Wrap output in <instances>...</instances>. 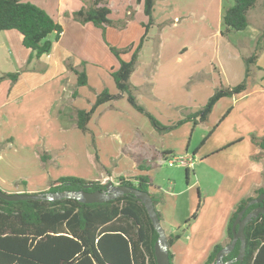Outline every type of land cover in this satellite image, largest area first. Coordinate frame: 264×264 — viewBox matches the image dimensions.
Instances as JSON below:
<instances>
[{"label":"rangeland","instance_id":"374dc122","mask_svg":"<svg viewBox=\"0 0 264 264\" xmlns=\"http://www.w3.org/2000/svg\"><path fill=\"white\" fill-rule=\"evenodd\" d=\"M190 1L191 5L188 4L186 9L184 5L187 0L180 3V6L182 5L185 10L191 11L186 22L181 24L186 18L181 19L180 23L171 24L172 22H169L171 27L175 25L179 29L169 31L163 27L154 28L153 32L163 39L162 53L158 37L157 41L153 39L146 44L129 80L130 84L135 87L133 95L137 103L151 114L162 127H165L161 129V133L152 127L145 115L135 111L127 103L126 98L115 99L111 102L113 107H102L98 113H95L94 121L91 123V134L89 132L78 133V137H74L70 133H66L59 136V140L63 136L68 146L66 145L63 147V151L56 153L53 161L48 165L42 166L38 161L39 166L34 161V157L37 151L42 154L44 150L39 146L33 148L32 145L42 143L41 137L47 146L55 142V139L49 140V135H45L51 133L52 130L51 127L44 126L48 118L52 120L51 104L56 99L49 87L46 86L27 96L24 101L12 104V146L9 149L4 144L2 146L4 150H0V190L8 194L14 193L10 192L11 189L32 190L33 192H27L31 194L41 193L40 189L47 187L42 191L46 192L50 182L61 177L86 181L101 180L109 175L113 180L108 179L102 184L116 185V178L125 175L137 177L143 174L139 173L140 170L145 169L151 184L163 192L164 205L167 204L166 214L169 224L162 223L166 237L173 235L178 230L180 239L170 251L176 255L177 261H180L181 264H204L211 252L209 244L215 239H218V243L222 241L221 230H217L216 227L214 230H207L206 224L201 223L202 217H200L198 226L193 230H188L184 225L185 222L179 223L178 220L184 212L187 196L193 207H196L198 203L197 193L200 194L196 184V179H198L203 195L205 190H209L212 196L205 204L203 202L200 204V208L204 212L203 219L208 221L215 217L214 209L216 207L214 206L220 203L222 205L219 207L220 214L216 225L220 226V221L224 217L222 213L226 211V207L230 203V200L224 196L226 193L223 192V187L229 184L224 183L221 189L219 185L222 183V178L219 173L213 170V165L223 164L228 170L235 171L237 167L244 166L245 158L260 151L252 139L264 138V74L256 73L247 81L245 93H248V96L245 99L233 102L231 98H226L225 101L217 104L206 121L198 126L194 127L193 119L190 118L189 122L186 121L177 128L170 129V127L204 107L215 90L232 88L243 81L244 59L252 54L255 41L264 25V0L258 1L259 3L247 16L250 27L258 29V33L253 36L252 43H250L248 34L243 31H230L220 35V32L224 31L222 13L232 5V0H222L221 2L207 0V6L206 3L204 5L205 10L200 8V0L197 2L188 0L189 3ZM88 5L87 1L82 2V7H88ZM116 7L118 14L121 12L119 16H124V8ZM132 9L137 10L136 3ZM158 11L160 12V9ZM200 14H203L202 18H200ZM159 21L156 18V22ZM182 26H185V31L181 29ZM182 32L187 34V43L189 44V49L185 54L184 52L181 54L182 51L178 52L177 40L174 38L182 37ZM152 36L154 37V33ZM134 39L135 37L127 38L126 42H114L113 47L115 50H120L119 47L132 43ZM68 57H70L71 66L79 69L78 71L84 69L87 76V86L81 88L80 92L82 100L79 105L81 108L89 109L90 105H93L96 95H99L103 90H107L111 94H118L109 73L117 70L119 65L110 48L96 53H92L87 47L73 48ZM82 62H86V65H83ZM15 73L19 72L12 71L6 74ZM69 73L72 74V71L68 70L67 75ZM61 79H65L67 82L70 76L67 78L64 76ZM78 88L80 87H77L76 83L72 85L69 81L63 87L64 90L69 91L71 97L74 94L78 96L76 93ZM62 100H65L64 97ZM57 101L61 102V100ZM68 105L63 103L61 107V112L66 114V117L60 119L62 124L70 115L69 112L76 119L75 110L68 109ZM229 108L232 110L220 122ZM100 122H104L105 125L107 122L113 123L111 141L108 137L103 138L102 128H96ZM124 124H129L130 127L126 128ZM135 127L139 131L136 132L137 136L141 134L143 139L145 138L150 144L154 143L155 147L167 144L182 154L187 147L186 158H192V154L195 153L196 156L192 158L193 166L188 169V186H186L185 168L169 167L167 160H163L160 165L153 163L150 166L145 162H139L137 164L140 165L139 168L126 166L123 161L125 150H122V147L124 143L135 138L131 134ZM2 130L9 133L7 125ZM172 131V134H168ZM154 132L160 134L163 141H157ZM211 132L210 137L202 144L203 139ZM92 134L103 138L99 143L102 148H100L97 160H95V151L97 150L91 143ZM3 135L7 136L6 133ZM238 137L243 141L241 145L233 146L228 151L213 156L214 149L226 142H231L227 145L235 144ZM56 143L52 146L59 150L61 143ZM26 145L30 147L27 148ZM51 154H53V150ZM48 157V153L44 152L41 159L46 161L45 159ZM183 157L185 156L183 155ZM259 176L258 173V178ZM186 189L187 193L179 194ZM38 190L39 192H36ZM193 234H195L194 239ZM227 243L226 241L223 246H226Z\"/></svg>","mask_w":264,"mask_h":264},{"label":"trees","instance_id":"16d2710c","mask_svg":"<svg viewBox=\"0 0 264 264\" xmlns=\"http://www.w3.org/2000/svg\"><path fill=\"white\" fill-rule=\"evenodd\" d=\"M140 2L141 0H137ZM260 0H232V5L222 13L224 33L230 31L242 32L248 27V14ZM143 13L147 23L143 24V35L137 46L126 50L110 51L118 61L119 67L109 73L118 94L111 95L103 90L97 95L95 102L88 111L77 112V128L86 132V126L96 109L110 101L126 97L128 104L138 113L147 117L152 127L161 133L162 127L158 121L139 105L133 95L130 76L135 70L140 49L145 41L149 28L153 25L154 0H142ZM110 11L104 0H93L88 8H82L72 17L75 21L90 23L103 32L113 25L108 20ZM16 31L22 36V45L31 51V58L39 59L48 55L52 46L60 38L62 28L41 8L23 2V0H0V32ZM51 37V38H50ZM264 50V25L257 37L252 54L244 59L243 81L232 88L215 90L204 107L190 117L177 122L170 129L177 128L182 123L193 119V126L206 121L216 103L228 97L243 95L247 81L252 77V69L260 53ZM131 52L129 61L121 56ZM83 65L85 63L82 62ZM76 77V86H87V76L83 70H71ZM18 73L3 74L4 80L16 81ZM264 91V90H263ZM230 108L225 115L230 112ZM169 129V128H168ZM211 133L204 139L206 141ZM262 152L264 159V138L252 139ZM172 155V154H167ZM186 176L188 169H186ZM122 186L136 188L149 194L156 213L161 222L157 206L162 203L160 194L147 175L136 178H117ZM91 185L90 188H85ZM105 185L100 182L80 180L72 177H61L50 182L46 192L64 191H104ZM264 190H257L259 196ZM249 197L241 200L232 212L227 227V242L232 239V225L237 214L251 201ZM260 205L250 206L244 215ZM246 246L243 260L231 264H264V216L259 215L244 228ZM158 238L153 224L143 206L134 196L122 197L104 203L85 204L77 200L62 199L58 201H5L0 199V264H156L154 244ZM169 247L179 239V235L167 237ZM239 242L234 250L224 257V262L234 260L239 251ZM222 245L213 247L204 264H215L216 254ZM170 264L172 253L169 251Z\"/></svg>","mask_w":264,"mask_h":264},{"label":"crops","instance_id":"0c3cea01","mask_svg":"<svg viewBox=\"0 0 264 264\" xmlns=\"http://www.w3.org/2000/svg\"><path fill=\"white\" fill-rule=\"evenodd\" d=\"M83 1H87V3L89 4L88 7H90L93 3V0H23V2L31 3L41 8L42 10H44L53 19V21L57 23L58 25H60L62 28V33L60 34V38L57 42L53 44L50 53L48 55L41 56L39 59H36V58L30 59L31 51L23 47L22 36L19 33H17L16 31L0 32V65H1L0 66V76L6 73H10L12 71L20 73V74L18 73V77L16 81L4 80L0 82V150H4L2 147L4 144H6V147L9 149L12 146V115H11L12 104L18 103L20 101H24L27 96H30L36 93V91L46 86L49 87L53 95H55L54 97L56 99L52 101V104H51V107L53 109V111L51 112L52 120L48 118L47 123H45V126L42 124L41 127L42 128L43 126L46 128L51 127L52 128L51 133L49 132L45 135L46 136L49 135V140L55 139V142L57 143L60 142L61 147L59 150L53 147L52 145L55 142H52L51 145L47 146V143L44 142L43 138L41 137L42 143L40 144L34 143L32 147L34 148L36 146H39L40 148H42V150H44L45 153H48L49 157L45 159L46 161H43L41 158L44 152L42 154H39L37 151L36 153L37 155L35 154V157H34V161L36 162L37 165H39L38 161H40V164L42 166L48 165L51 161H53L54 157L56 156L55 155L56 153L63 151L64 149L63 147H65L66 145L68 146L66 141L63 139V136L60 140L58 138L59 136L64 135L66 133H70L74 137H78L77 136L78 133L86 134L89 132L91 134L90 132L91 123L94 121L95 113H98L99 109L102 107L103 108L113 107V105L111 104L112 101L99 106L96 109V111L93 113V115L91 116L86 126L87 130L85 133H82L77 128V112L81 110L88 111L91 105L89 109L81 108L79 105L82 100L80 92H81V88L83 87L78 88L76 92L78 93V96L74 94L73 97L69 95L70 93L68 90L63 89V87L66 85L68 81L72 85L76 83V77L74 73L72 72V74L69 73L67 75V71L72 70V69L79 70L71 66L69 62L70 57L68 56L70 54V50L73 48L87 47L92 53H96L98 51H103L105 49L112 48L114 45V42L116 43L119 41L126 42L125 40L127 38L130 39L133 37H135V39L132 43H127V45H124L123 47H119V48L120 50H126L130 47L134 49L137 46L141 36L143 35L142 25L147 23V18L145 17L143 13V3H142V0L140 2H138L137 0H120V1L119 0H104L106 7L110 11L108 15V20L111 21L113 25H111L110 27H107L105 31L103 32L101 29L94 27L90 23L81 24L73 19L72 15L75 12L79 11L82 8H88V7H82ZM182 1H186V0H154V7H153V13H152L153 25L148 30L145 41L140 49L138 58L140 57L146 44H148L153 39L154 41H157L156 39L157 37L159 38L158 42H159V45H161L160 52L162 53L163 39L157 36L156 32H153L154 28L163 27V29H169V31H173L174 29H179V28L175 27V25L174 27L172 26L173 27L172 28L171 24L180 23L181 19H184V18L186 19L183 20L181 24H184L186 22V20L189 18L188 14H190L191 11L185 10V9L187 8L188 4L189 6L191 5V1L189 3L187 0V3H185L184 5L185 9L183 8L182 5L180 6V3ZM194 1L197 2L198 0H194ZM200 1H201L200 8H204L205 10L204 5L206 3V6H207V0L205 1L200 0ZM221 1L222 0H219V2ZM134 3L137 4L136 11L132 9L134 6ZM116 6H120L121 8H124V16L122 17L119 16L121 12L120 14H118L117 12L118 9ZM159 9H160V12L158 11ZM114 12L116 14H113ZM202 17H203V14H200V18ZM156 18L160 20L158 23L156 22ZM169 22H172V23L169 25ZM182 27L183 28L181 29L185 31L186 30V28H184L185 26H182ZM243 32L248 34L250 43H252L251 41L253 39V36L258 33V29L255 27H250L249 25L246 28V30H244ZM153 33H154V37L152 36ZM174 38L177 40L178 52L182 51L181 54H183V52L185 54V52H187V49H189L188 48L189 44L187 43V38H188L187 34L185 32H182V37L178 36ZM113 49L115 48L113 47ZM131 52L132 51H127L125 54L121 56V58L124 61H127V60L129 61L131 57ZM83 63H85L86 65V62H83ZM256 73H258L259 75L264 74V50L262 53L259 54L256 60V64L252 69V76H254V74ZM64 76L65 78H67V76H70V79H68V81L66 82L65 79H61ZM111 95H116V93L111 94ZM247 96H248V93H244L243 95H240L237 97H228V98H231L233 102H240L243 99H245V97ZM63 97L65 99L64 101L62 100ZM96 97H95V100H96ZM121 98L123 99L126 97L123 96ZM57 100H61V102H58ZM225 100L226 98L219 100L216 103V105L219 104L221 101H225ZM62 101L65 104H69L68 109L70 108L71 111L75 110L76 112V115H75L76 119L74 118L72 113L69 112L70 115L68 116L66 120L63 121V124L60 119L62 117H66V114L61 112L62 111L61 107L63 105ZM230 109L232 110V108ZM225 116L226 115L223 116L220 122L223 121ZM175 124H172L171 126ZM5 125L8 126L9 133L2 130L5 128ZM112 125H113L112 122H107L106 125L104 124V122H100L98 125H96V128H102L101 131L103 133V138L108 137L110 139L109 141H111V137H112V133H111L112 127L111 126ZM124 126L126 128L130 127L129 124H124ZM136 132H139L137 127L134 128V131L133 130L131 131V134L134 135L135 138H133L131 141H127L126 143H124V146L122 147V150H125V154H123V161L126 164V166L138 167L140 166V165H137L139 162L140 163L145 162V164H149V165L153 163L154 165H158V164L160 165L163 160L164 161L169 160L171 157L183 156V155L186 157L188 155L187 147L184 149L183 154L173 149L171 146L167 144H162L159 147H155L154 143L150 144L149 142L146 141L145 138L144 139L142 138L141 134L137 136ZM3 133H6L7 136H4ZM154 133H155L154 135L156 136L157 141H160V140L163 141L160 134L156 132ZM172 133L173 131L168 134H172ZM136 137L138 138L136 139ZM103 138L98 137L95 134H92L91 143L93 144L95 150H97L95 151V160L99 159L97 156L100 151V148H102V146H100L99 143ZM236 140L238 141L235 144L233 143L232 145H227L231 142H226L220 147H218L217 149H214L212 151L214 152L213 156L222 154L228 151L229 149H231L233 146H238L243 143L242 139H240L239 137ZM42 144H43V147H41ZM26 146L27 148L30 147L28 145ZM52 150H53V154H51ZM167 154H172V155H167ZM195 156H196L195 153H193L191 157L194 158ZM243 163H244V166L241 165L240 168L237 167L235 171L228 170V168H226V166H224L223 164H219V166L213 165L214 166L213 170L216 173H219L222 178V183L219 185L221 189L224 183L229 184V185H224L225 187H223V192L226 193L224 196L227 198V200H230V203L229 205H227L226 211L222 213L224 217H222L220 221L221 222L220 226H216L219 220L218 215L220 214L219 207L222 205L220 203L214 206L216 207V209H214L215 217L209 219L208 221L206 219H203L204 212H202V208H200V204L201 202L205 204L210 198H212V196L210 195L209 190H205L204 195H203L199 187L198 179H196V184L198 186V190L200 191V194L197 193L198 203L196 207H193V205H191L190 200L187 196V204L185 206V209H183L184 212L181 214V218L178 220L179 223L184 221L185 222L184 225L185 227H187L188 230H193L198 226L200 217H202L201 223L206 224L207 230H214L215 227L217 230H221L222 241L218 243V239H215L213 242H211L209 244L210 246L209 250L211 248V251L214 246L216 245L223 246L224 243L227 241V227H228L230 216L232 212L234 211V208L236 207V205L243 199H246L249 197L253 199L256 198L257 190L259 189L264 190V159L262 158V152L258 151L256 153H253V155H249L247 158L244 159ZM145 172H147V170L144 169V170H140L139 173H143L141 175H147ZM258 173L260 175L259 178H258ZM133 176L135 175H125L121 178H124V179L136 178ZM188 176H189V170H188L187 176L185 172V178L187 180L186 186H188ZM108 179L113 180L108 175V177H103L101 178V180L95 179V180H86V181L100 182L102 184L104 183V181H107ZM46 188L47 187L40 189V192L44 191ZM157 190L163 196L162 203L159 204L156 208L157 211L161 215L160 224L162 227L163 222L165 224H169L168 219H167V214H166L167 204L166 206L164 205L165 198H164V195L161 189L157 188ZM10 192L27 193V192H33V191L32 190L24 191L21 189H11ZM36 192H39V190ZM187 192L188 191L186 189L185 191L179 194H182V193L185 194ZM191 216L193 217L190 219ZM177 231L173 235L178 234ZM167 237H170V236H167ZM194 237H195V234H193V239ZM179 239L175 241L171 247H169V251L172 247H174V245L179 241ZM172 264H181L180 261H177L176 255L174 253H172Z\"/></svg>","mask_w":264,"mask_h":264},{"label":"water","instance_id":"95a60500","mask_svg":"<svg viewBox=\"0 0 264 264\" xmlns=\"http://www.w3.org/2000/svg\"><path fill=\"white\" fill-rule=\"evenodd\" d=\"M91 185L85 188H90ZM124 195L134 196L139 200L152 224L155 231L158 234V238L154 244V256L156 264H170L169 259V244L164 230L161 227L159 217L156 213L154 204L148 193L139 191L136 188L122 186L119 184L113 185L112 183H107L105 185L104 191H94L87 192L81 191H64V192H41V193H5L0 190V199L5 201H26V200H37V201H58L62 199H72L77 200L80 203L94 204V203H104L109 200H113ZM252 205H260L259 207L253 209L246 216H244L246 210ZM259 215L264 216V193L260 194L256 198L248 202V204L237 214L233 225H232V239L224 246L215 257V264H231L233 262H241L245 253L246 238L244 234L245 226L251 221L255 220ZM239 242V251L237 257L232 261L224 262V257L231 253L236 243Z\"/></svg>","mask_w":264,"mask_h":264},{"label":"built area","instance_id":"2783aa9c","mask_svg":"<svg viewBox=\"0 0 264 264\" xmlns=\"http://www.w3.org/2000/svg\"><path fill=\"white\" fill-rule=\"evenodd\" d=\"M167 164L169 167L179 166L185 169H189L193 166V159L183 156H175L167 160Z\"/></svg>","mask_w":264,"mask_h":264},{"label":"flooded vegetation","instance_id":"af4514ba","mask_svg":"<svg viewBox=\"0 0 264 264\" xmlns=\"http://www.w3.org/2000/svg\"><path fill=\"white\" fill-rule=\"evenodd\" d=\"M251 212V211H250ZM244 216H246V215H244Z\"/></svg>","mask_w":264,"mask_h":264}]
</instances>
